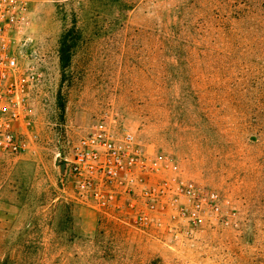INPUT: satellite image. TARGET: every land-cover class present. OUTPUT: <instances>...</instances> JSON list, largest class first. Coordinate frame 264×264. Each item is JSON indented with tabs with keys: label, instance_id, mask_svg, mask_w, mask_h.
Returning <instances> with one entry per match:
<instances>
[{
	"label": "rangeland",
	"instance_id": "rangeland-1",
	"mask_svg": "<svg viewBox=\"0 0 264 264\" xmlns=\"http://www.w3.org/2000/svg\"><path fill=\"white\" fill-rule=\"evenodd\" d=\"M23 2L36 81L24 149L0 153V264H264V0ZM101 127L169 162L157 198L78 194L67 157ZM183 182L220 209L181 218Z\"/></svg>",
	"mask_w": 264,
	"mask_h": 264
},
{
	"label": "built area",
	"instance_id": "built-area-1",
	"mask_svg": "<svg viewBox=\"0 0 264 264\" xmlns=\"http://www.w3.org/2000/svg\"><path fill=\"white\" fill-rule=\"evenodd\" d=\"M27 11L23 0H0V153L17 154L25 146L20 125L36 81ZM66 162L78 194L90 198L98 210L112 206L118 188L132 190L146 182L145 196L154 200L165 184L153 177L170 168L162 157L148 155L130 131L110 127L83 135ZM174 194L178 215L191 223H201L206 214L220 209L219 193L192 182L178 184ZM147 219L145 213L136 217L140 223Z\"/></svg>",
	"mask_w": 264,
	"mask_h": 264
},
{
	"label": "trees",
	"instance_id": "trees-1",
	"mask_svg": "<svg viewBox=\"0 0 264 264\" xmlns=\"http://www.w3.org/2000/svg\"><path fill=\"white\" fill-rule=\"evenodd\" d=\"M70 48L67 35H63L60 40V62L63 67H66L71 60Z\"/></svg>",
	"mask_w": 264,
	"mask_h": 264
}]
</instances>
